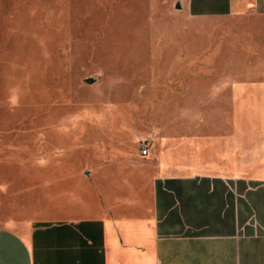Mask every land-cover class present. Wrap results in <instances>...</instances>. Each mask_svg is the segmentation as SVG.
<instances>
[{
    "label": "crops",
    "instance_id": "obj_1",
    "mask_svg": "<svg viewBox=\"0 0 264 264\" xmlns=\"http://www.w3.org/2000/svg\"><path fill=\"white\" fill-rule=\"evenodd\" d=\"M121 1L135 19V2L138 17L149 6L150 29L118 58L152 71L135 85L146 110L135 106L137 129L103 146L101 165L53 176L68 189L13 192L0 178V264H264V0ZM86 9L0 0V20L31 16L27 69L72 70Z\"/></svg>",
    "mask_w": 264,
    "mask_h": 264
},
{
    "label": "rangeland",
    "instance_id": "obj_2",
    "mask_svg": "<svg viewBox=\"0 0 264 264\" xmlns=\"http://www.w3.org/2000/svg\"><path fill=\"white\" fill-rule=\"evenodd\" d=\"M77 3H86V10L92 11L73 27L79 35H88L77 39V51L74 48L71 54L77 53V69H27L28 55L37 49L28 44L26 35L31 27V32L35 30L29 24L31 16L21 14L8 23L0 20V50H6L8 61L7 67L0 65V178L8 179L13 192L28 188L31 193L51 194L70 188L69 178L53 176L101 165L107 155L103 146L119 148L137 129L135 106L146 110V104L134 102L135 85L149 83L152 71L123 68L118 58L125 49L129 61L138 45L134 32L150 29V15L145 16L148 4L140 7L138 17L135 2V19L130 10L123 9L121 0ZM101 182L102 178L95 181ZM45 201H51L44 206L51 213L52 199Z\"/></svg>",
    "mask_w": 264,
    "mask_h": 264
},
{
    "label": "built area",
    "instance_id": "obj_3",
    "mask_svg": "<svg viewBox=\"0 0 264 264\" xmlns=\"http://www.w3.org/2000/svg\"><path fill=\"white\" fill-rule=\"evenodd\" d=\"M140 147H141V154L143 156H146L149 154V144L147 141H142L140 144Z\"/></svg>",
    "mask_w": 264,
    "mask_h": 264
},
{
    "label": "water",
    "instance_id": "obj_4",
    "mask_svg": "<svg viewBox=\"0 0 264 264\" xmlns=\"http://www.w3.org/2000/svg\"><path fill=\"white\" fill-rule=\"evenodd\" d=\"M177 4H179L180 5V3L178 2Z\"/></svg>",
    "mask_w": 264,
    "mask_h": 264
}]
</instances>
